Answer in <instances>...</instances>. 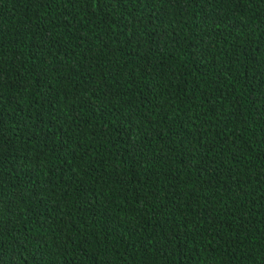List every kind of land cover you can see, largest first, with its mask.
Segmentation results:
<instances>
[{
  "label": "trees",
  "instance_id": "1",
  "mask_svg": "<svg viewBox=\"0 0 264 264\" xmlns=\"http://www.w3.org/2000/svg\"><path fill=\"white\" fill-rule=\"evenodd\" d=\"M0 264H264V0H0Z\"/></svg>",
  "mask_w": 264,
  "mask_h": 264
}]
</instances>
